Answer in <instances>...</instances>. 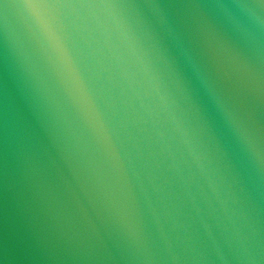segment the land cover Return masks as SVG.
Segmentation results:
<instances>
[{
  "label": "water",
  "instance_id": "water-1",
  "mask_svg": "<svg viewBox=\"0 0 264 264\" xmlns=\"http://www.w3.org/2000/svg\"><path fill=\"white\" fill-rule=\"evenodd\" d=\"M0 264H264V0H0Z\"/></svg>",
  "mask_w": 264,
  "mask_h": 264
}]
</instances>
